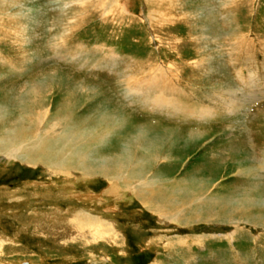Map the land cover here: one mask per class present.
<instances>
[{
    "label": "rangeland",
    "instance_id": "rangeland-1",
    "mask_svg": "<svg viewBox=\"0 0 264 264\" xmlns=\"http://www.w3.org/2000/svg\"><path fill=\"white\" fill-rule=\"evenodd\" d=\"M155 75V90L139 88ZM136 90L158 104L214 114L187 124L205 128L202 139L173 133L181 136L175 146L160 152L170 159L143 176L188 193L171 198L179 221L144 207L122 178L64 174L45 166L41 153L30 165L28 154L6 156L4 146L0 264H264V0H0V140L26 114L34 120L47 110L36 132L37 123L24 120L11 150L58 120L72 130L58 151L63 168H79L92 148L118 153L137 122L155 142L172 130L137 120L155 115ZM115 112L122 127L99 148L88 146L95 125ZM78 135L84 140L75 149ZM79 209L94 223L77 218Z\"/></svg>",
    "mask_w": 264,
    "mask_h": 264
},
{
    "label": "bare ground",
    "instance_id": "bare-ground-1",
    "mask_svg": "<svg viewBox=\"0 0 264 264\" xmlns=\"http://www.w3.org/2000/svg\"><path fill=\"white\" fill-rule=\"evenodd\" d=\"M214 28L215 27H213L212 29H214ZM230 42H232V41H230ZM194 62H196V61H194ZM191 64H193V63H191ZM156 76L157 75H155V76H153L151 78H147V80H145L142 83L144 85H149V84L152 83V86L154 87V86H156L158 84L157 80L155 81V79H157V77H158V76L157 77ZM171 77H173V76H171ZM240 78H242V77H240ZM159 79H160V76H159L158 80ZM127 87H130V86L127 85L125 88H127ZM128 95H127V97H128ZM141 99H142V101L139 104L143 108H144L145 105L147 106L148 104L150 106L152 104V106L154 107V109L155 108L160 109L162 107L165 108V109H168V107H169V106L168 107L166 106L167 104H163L164 102L162 104H158V103L153 102V101H151V100H149V99H147L146 97H143V96H141ZM162 110H164V109H162ZM164 111H166V110H164ZM201 111H202V113L200 111L198 112L199 118L201 117L200 120H206L208 122L209 119H211L212 117H214V114L212 112L206 111V109H204V108L201 109ZM34 113H36V112H34ZM31 115L32 114H30V113L26 114V117L27 116L28 117L27 118H24V120L27 121V119H28L32 124H34L36 122L37 123V126H38V127L35 128V131L34 132H36V130L39 129V127L41 126V123L46 118L47 110H44V111L41 110L40 112H38V114H36V115L34 114V116H32V117L35 118L34 120H32L33 118L32 119L30 118ZM120 115L123 117V115H122L121 112L119 113V115L115 112L114 116L111 117V120H110V118H107V116H108L107 115L106 117H104V119L106 118L107 120H104L102 122H98V124H97L98 127L95 125V128H94L97 132H94V134L91 135L90 142L88 144L87 143L86 144L88 146H91V147L94 146V145H96V147L99 148V146H97V144H99V142H101L102 140H105L106 141L108 139V137H110V135L112 134V131H114V129L116 130V129H119L120 127H122L123 121H122ZM173 116H175V115H173ZM24 120L22 121V123L20 121L19 124H17V126L12 127L11 128V131H8V132H10L9 137L8 136L6 138L3 137L0 140V153H3V151L1 150V148L4 147V146H5L4 147V154L6 156H12V157L15 158L16 156L17 157H20L19 154L20 155H23V153H26V155L28 154L29 156L26 158L25 161L27 163H29L30 165H31V163L33 161H35V160H33V157H31V156L32 155H35L36 156L37 154H40L41 153L39 157L42 159V163L45 166L54 168L55 170H59V171H61L64 174H70L71 175L73 171H77L78 170L80 172V174H82L83 176H85V175H91V177L97 176V177H102V178H104L106 180L107 179H111V178H117V177L118 178H122V179L125 180L124 183L128 187V190H132V192L135 194V196L139 199L138 201H140L141 204L144 207H146L147 209L151 210L152 212L158 213L160 216L162 214H164L165 212H173L171 216H168L167 215V217H168L167 219H171V220H174V221H179L177 219L179 213L176 212V211H174V208H173L174 204H177V202L175 200L174 201L171 200V198L175 197L176 195H180L178 193V190L176 189V187H178V186L175 185L174 186L175 188H173V187L169 188V187L164 186V185L162 186V184L160 185L159 182L158 183L156 182V184H157V186H156V184L154 183L156 180L153 181V178L151 177L152 178L151 180L147 179L149 181H146V180L143 179V176H145L146 171H147V168L149 169V165L151 166V164L153 162L156 163V162H158V161H160L162 159H165V160L166 159H170L169 154H166L165 156H162L160 154V152L163 149L162 147H165L166 146L167 149H168L170 146H175V143L176 142H173L172 139H174V138H180L181 136H175V135H173V133L175 134V132H178L177 134L180 135L179 132H181L180 131L181 130V127H175L173 125H169V127H170V129L172 131H168V128H163L164 129L163 130L164 132H162V133L165 136L163 138H161V139L160 138H157V140H155V142H154V140H151V139L149 140V134L148 133H149V130L150 129L148 127H145L144 124H142L140 122H137V123L135 122L136 124H135V126L132 129L134 130L133 131L134 133L135 132H137V133L134 136L128 137L126 139V141H124V142L121 141V145H119V146L122 147V148L121 149L117 148V149H119V152L118 153H116V154L113 153L114 155H105L104 154V156H101L99 153H97L98 150H97V152L94 153V149L92 148L91 150H89V153L86 156V159L87 160L84 162V164H82V163L79 164V168H77V166H75V164H73V167L71 169H69L66 166L63 168V166L61 165V161L59 159L60 157L58 155L59 154L58 151L63 152V149L66 148V144L65 143L67 141V138L72 134V133H70V131H72V130L65 131L64 130V127H62V124L63 123H58V122H60V120H58L57 123L52 124L48 128L46 127L45 130H42V129L41 130H38L39 131L38 134H35L33 132L32 136L28 135L27 136V141H25L24 144H23V146L25 148H22V150L20 152H19L20 149H12L11 150L9 148V143H8L9 140H11V141L13 139L19 140V139H21V138H19L20 135H24V132L26 130V127H24V124H23ZM137 120L142 121L140 118L137 119ZM201 122L202 121H198L196 123L201 124ZM132 126H133V124H132ZM153 127L158 128L157 126H153ZM164 127H166V126H164ZM198 127L195 128V129H192V130H188L187 131V135H188V139L187 140H188V142L191 141V140L202 139V137H204L206 135V133H207L206 129L205 128H198ZM27 130H28V128H27ZM32 140H33V142L30 143ZM82 140H84V139L82 137H80V135H78L77 137L75 136L73 138V140H72V143L74 145L73 147H76L75 149L79 148V146H80V143L79 142H81ZM122 140H123V138H122ZM52 141H53L54 144L51 143ZM86 144H84V145H86ZM233 145H234V143H233ZM7 148H8V151H6ZM67 148L69 149V147H67ZM43 154H44V156H43ZM96 154H99V156L96 155ZM68 156L66 155V157H68ZM43 157H45V158H43ZM220 157H222V156H220ZM262 158H264V157H262ZM55 159H57L56 162H55ZM79 161L80 160H78V162ZM124 161L127 163L126 166L123 165ZM63 162L69 163L68 160L63 161ZM262 165L264 166V161L262 162ZM61 166H62V168H61ZM129 166L132 169L131 172L128 174L127 177H125V178L121 177L119 175V172L122 171V169L123 170L124 169H127ZM67 168H68V170H67ZM84 170L86 171V174H83V171ZM157 180H159V179H157ZM114 185H117V184L114 183ZM113 186H112V188H113ZM110 190H112V189L110 188ZM109 192H111V191H109ZM183 193H184V191H183ZM167 195L169 197H167ZM187 195H188V193L181 194L180 197L181 196L182 197H185L186 196L185 198H188L189 196L187 197ZM190 199H192V195H191V198ZM200 199L201 198H199L198 201ZM186 202H185V204H186ZM196 206L197 207H200V204H196ZM219 206H221V204H219ZM80 209H82V208H80ZM80 209L78 210L80 214H76V217L77 218L80 217V219L83 221V223H92L93 224L94 222L90 219L92 217H88L89 215L87 216V215H85V213L81 214L80 211H82V210H80ZM208 210H209V207H208L207 211ZM72 212H73V210H72ZM164 217H165V215L162 218H164ZM77 218H76L75 221H77ZM192 218H193V216H192ZM88 220H91V221H88ZM102 222H98L99 223L98 228H102L103 227L104 224ZM75 225H78L79 228L81 229L79 223H77ZM78 226H76V227H78ZM95 227H97V226H95ZM84 228H85V226H84ZM101 231H103V229ZM101 231H99L100 234H101Z\"/></svg>",
    "mask_w": 264,
    "mask_h": 264
},
{
    "label": "crops",
    "instance_id": "crops-1",
    "mask_svg": "<svg viewBox=\"0 0 264 264\" xmlns=\"http://www.w3.org/2000/svg\"><path fill=\"white\" fill-rule=\"evenodd\" d=\"M142 86H143V83L142 84H140V86H139V88H142ZM130 88L131 87H127V88H125L126 90H127V92H129V90H130ZM124 90V89H123ZM138 90V89H137ZM137 90L134 92V94L136 95V97L139 95L138 93H137ZM154 90H155V86H154ZM139 97H140V95H139ZM141 98V97H140ZM139 102V101H138ZM163 104H167L166 106L168 107V109H165V108H160V109H158V108H155L154 109V107L152 106V104H151V106L148 104L147 106V108H149V109H151V110H153V114L155 115V116H153V117H147L146 115L148 114L147 112H144V113H146V114H144V116H143V118L141 119L142 121L143 120H151V121H158V124H160V125H165V126H168L169 127V125H173V126H175V127H181V131L182 130H186V131H188V130H192V129H195L194 127H188V125L187 124H189V123H196V122H198V121H200V119H201V117L199 118V116H198V112L196 113V112H192V111H188V109L189 110H191V107L190 106H184L182 103H179L178 105H176L175 104V102H171V101H169V102H164ZM171 105V106H170ZM128 106H130V105H128ZM140 107V106H139ZM146 107V105L144 106V108ZM152 107V108H151ZM143 108V107H142ZM162 109H164V110H166V111H164V110H162ZM171 109V110H170ZM155 110V111H154ZM141 111V110H140ZM175 111V112H174ZM186 111V112H185ZM168 112V113H167ZM202 113V112H201ZM169 114V115H168ZM178 114V115H177ZM168 115V116H167ZM173 115H175V116H173ZM192 115V116H191ZM146 116V117H145ZM157 116V117H156ZM171 117L170 119H172V117L174 118V119H172V120H174L176 123H172V122H170V121H166L165 119H163V118H160V117ZM159 117V118H158ZM154 123V122H153ZM166 123V124H165Z\"/></svg>",
    "mask_w": 264,
    "mask_h": 264
}]
</instances>
